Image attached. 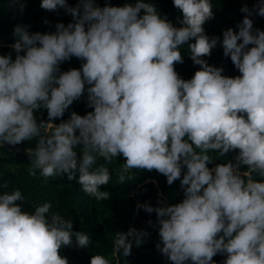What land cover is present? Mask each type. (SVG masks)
I'll use <instances>...</instances> for the list:
<instances>
[{
	"label": "clouds",
	"instance_id": "1",
	"mask_svg": "<svg viewBox=\"0 0 264 264\" xmlns=\"http://www.w3.org/2000/svg\"><path fill=\"white\" fill-rule=\"evenodd\" d=\"M93 1L70 7L67 0H41V8H64L74 18L55 32L15 26V59L0 55V146L39 137L27 149L28 174L66 175L97 201L110 195L101 189L109 169L95 166L98 158H126L119 182L139 168L155 169L172 184L186 167L181 202L137 205L157 214L159 250L173 264H216L217 253L227 254L223 264H264V179H253V173L264 178V30L253 31L252 10L241 9L248 15L238 32H223V54L240 73L232 77L202 58L220 41L205 34L214 16L211 0H173L182 13L179 27L150 0L104 7ZM255 8L264 16V0ZM185 44L200 65L188 80L175 70ZM73 56L83 61L81 68L61 72L59 65ZM86 83L94 110L52 123L83 95ZM42 107L48 120L38 122L34 110ZM236 149L235 164L208 167L211 150L223 156ZM240 165L247 170L241 173ZM24 199L20 190L0 193V264H69L63 246L73 239L79 247L90 245L72 219L50 214V203L29 212L17 203ZM145 235L135 228L116 233L113 253L127 257ZM90 264L110 262L93 255Z\"/></svg>",
	"mask_w": 264,
	"mask_h": 264
},
{
	"label": "trees",
	"instance_id": "2",
	"mask_svg": "<svg viewBox=\"0 0 264 264\" xmlns=\"http://www.w3.org/2000/svg\"><path fill=\"white\" fill-rule=\"evenodd\" d=\"M77 1L67 0V4L75 7ZM94 1L99 7L136 3V0ZM150 2L154 3L162 17L167 18L174 26H181L182 13L174 6L173 0H150ZM211 2L214 16L204 24L205 34L209 38L220 37V41L212 49L210 56L202 58L210 65L222 67L223 75L235 77L240 73L230 57L223 54L221 45L223 32L229 28L239 31V25L245 15H248L241 11L244 6L252 10L250 18L253 20V31L264 30V16L257 15L255 8L260 0H211ZM21 4H23V10H21ZM40 4L41 0H0V55L11 54L15 59L16 53L11 45L15 43L14 28L18 24L27 26L30 33H51L56 31L58 23L67 26L68 23L73 22V16L64 8L49 11L41 8ZM143 11L142 9L141 15ZM191 42H194V39L189 41ZM180 50L183 63H176L175 70L181 78L188 80L193 77L200 65L193 63L187 44L182 45ZM82 63L81 59L73 56L63 61L59 68L61 72L73 68L79 69ZM88 87L86 83L83 95L69 106L62 117L53 118L51 122L59 124L66 121L72 112L86 115L93 111L94 108L90 107L87 101ZM34 115L38 122L48 120L46 108L34 110ZM38 141L39 137H35L18 145L0 146V193L20 190L25 199L17 203L22 206V210L29 212L45 202L50 203V214L58 213L66 219H72L75 231H82L89 235L91 243L86 248L77 246L73 239L71 245L60 249L61 255L68 258L69 264H90L93 255L104 256L110 264H173L157 247L161 242L156 212L148 213L143 208L138 209L137 205L148 203L155 209L181 202L184 198V188L181 187L180 179L186 172V167L182 169L181 178L172 184H168L167 177L155 169L139 168L129 170L126 173V180L119 182V175L126 158L119 155L114 157L111 163L98 158L95 166L105 165L109 169L110 181L107 185H102L101 189L108 191L110 195L106 200L97 201L81 190V185L76 179L69 180L66 175L45 179L40 176L39 171L36 176L28 174L30 157L27 149H34ZM77 154L82 155L80 147L77 148ZM210 154L212 159L208 167L214 168L218 164L229 161L235 164L239 150H230L223 156L219 155V150H211ZM239 170L242 173L247 170V166L240 165ZM253 179L264 178L253 173ZM5 184L7 187H4ZM130 228L146 233L143 242L139 246L134 243L127 257L114 254L115 234L126 233ZM226 256L227 254L217 253L212 259L216 264H223Z\"/></svg>",
	"mask_w": 264,
	"mask_h": 264
},
{
	"label": "built area",
	"instance_id": "3",
	"mask_svg": "<svg viewBox=\"0 0 264 264\" xmlns=\"http://www.w3.org/2000/svg\"><path fill=\"white\" fill-rule=\"evenodd\" d=\"M80 3V0L77 1L76 5H78ZM94 3V1H93ZM94 6H96V4L94 3ZM83 11V9L81 8V12Z\"/></svg>",
	"mask_w": 264,
	"mask_h": 264
}]
</instances>
